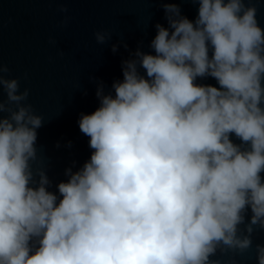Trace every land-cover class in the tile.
Masks as SVG:
<instances>
[{"label": "clouds", "instance_id": "9594fccd", "mask_svg": "<svg viewBox=\"0 0 264 264\" xmlns=\"http://www.w3.org/2000/svg\"><path fill=\"white\" fill-rule=\"evenodd\" d=\"M160 2L168 26L155 25L154 54L137 48L123 60L112 92L98 83L99 106L78 121L90 159L66 169L57 192L39 166L44 118L0 63V264H219L217 252L243 255L264 230L258 9L191 0V20L174 0ZM95 39L107 44L112 33ZM208 77L218 86L197 83ZM255 251L264 264V245Z\"/></svg>", "mask_w": 264, "mask_h": 264}, {"label": "water", "instance_id": "95a60500", "mask_svg": "<svg viewBox=\"0 0 264 264\" xmlns=\"http://www.w3.org/2000/svg\"><path fill=\"white\" fill-rule=\"evenodd\" d=\"M174 2L182 15L195 20L197 3ZM253 3L264 28V0ZM61 8L69 11L61 13ZM157 23L168 26L160 0H0V63L9 69L5 78L18 79L21 91L30 90L27 103L44 118L36 147L50 191L57 192L58 183L67 181L66 169L77 171L90 159V138L80 131L78 121L99 106L98 83L103 82L105 93L112 92V83L123 79V60L137 48L154 54L149 45ZM105 30L112 39L100 45L95 33ZM113 44L118 45L115 53ZM197 83L218 86L211 77ZM0 98L6 100V93L0 92ZM231 139L241 143L234 135ZM252 239L243 255L217 252L211 259L257 264L255 247L264 245V230L257 229Z\"/></svg>", "mask_w": 264, "mask_h": 264}]
</instances>
